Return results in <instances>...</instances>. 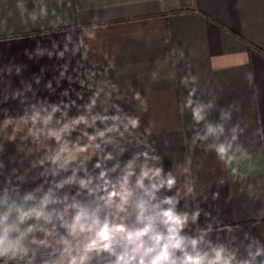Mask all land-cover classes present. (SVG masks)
Wrapping results in <instances>:
<instances>
[{"label":"crops","instance_id":"0c3cea01","mask_svg":"<svg viewBox=\"0 0 264 264\" xmlns=\"http://www.w3.org/2000/svg\"><path fill=\"white\" fill-rule=\"evenodd\" d=\"M248 224L264 261V0H0V264H252Z\"/></svg>","mask_w":264,"mask_h":264},{"label":"trees","instance_id":"16d2710c","mask_svg":"<svg viewBox=\"0 0 264 264\" xmlns=\"http://www.w3.org/2000/svg\"><path fill=\"white\" fill-rule=\"evenodd\" d=\"M245 227L247 230L248 245H249L251 256H252V264H264V261L261 256V252L256 243V238H255V234L253 231V225L248 224V225H245ZM165 256L170 262H172L171 259L167 255Z\"/></svg>","mask_w":264,"mask_h":264},{"label":"clouds","instance_id":"9594fccd","mask_svg":"<svg viewBox=\"0 0 264 264\" xmlns=\"http://www.w3.org/2000/svg\"><path fill=\"white\" fill-rule=\"evenodd\" d=\"M0 243H2V241H0ZM217 257L219 258V253L217 254ZM192 264H199V261L198 260H193Z\"/></svg>","mask_w":264,"mask_h":264}]
</instances>
